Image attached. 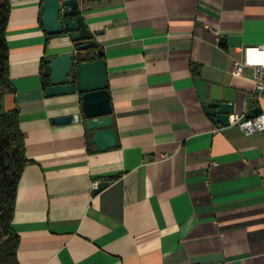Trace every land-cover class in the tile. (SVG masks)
Segmentation results:
<instances>
[{
	"label": "crops",
	"instance_id": "0c3cea01",
	"mask_svg": "<svg viewBox=\"0 0 264 264\" xmlns=\"http://www.w3.org/2000/svg\"><path fill=\"white\" fill-rule=\"evenodd\" d=\"M10 1L2 104L19 110L29 160L19 264H264V130L204 106L264 113L251 68L232 71L264 44V0H81L107 66L117 144L105 150L81 119L52 121L80 111V94L42 85V62L71 44L44 31L43 0Z\"/></svg>",
	"mask_w": 264,
	"mask_h": 264
},
{
	"label": "water",
	"instance_id": "95a60500",
	"mask_svg": "<svg viewBox=\"0 0 264 264\" xmlns=\"http://www.w3.org/2000/svg\"><path fill=\"white\" fill-rule=\"evenodd\" d=\"M42 26L53 36L65 35L70 42V51L47 59L50 70L46 96L78 93L81 106L77 114H67L52 119L57 124L73 123L81 119L90 135L89 142L105 150L117 144V133L113 127V109L108 89L106 61L103 50L97 48L94 34L80 13L81 0H43ZM91 57V58H90ZM86 59V60H85ZM210 118L222 125H229L233 105L228 102L204 103ZM261 113L257 106L247 116ZM107 182L101 181L94 191Z\"/></svg>",
	"mask_w": 264,
	"mask_h": 264
},
{
	"label": "trees",
	"instance_id": "16d2710c",
	"mask_svg": "<svg viewBox=\"0 0 264 264\" xmlns=\"http://www.w3.org/2000/svg\"><path fill=\"white\" fill-rule=\"evenodd\" d=\"M11 10L10 0H0V264H19V235L12 224L14 200L19 177L29 161L25 139L19 126V110H3V95L12 89L9 76V48L6 29ZM91 58V57H90ZM86 60V59H85ZM47 60L41 65L43 88L49 85Z\"/></svg>",
	"mask_w": 264,
	"mask_h": 264
},
{
	"label": "built area",
	"instance_id": "2783aa9c",
	"mask_svg": "<svg viewBox=\"0 0 264 264\" xmlns=\"http://www.w3.org/2000/svg\"><path fill=\"white\" fill-rule=\"evenodd\" d=\"M242 60H235L233 73H241L246 67L252 70V80L255 86V98L257 101L264 100V44L243 48ZM229 124L236 125L245 134H252L264 130V113L255 116H247L244 113H231Z\"/></svg>",
	"mask_w": 264,
	"mask_h": 264
}]
</instances>
